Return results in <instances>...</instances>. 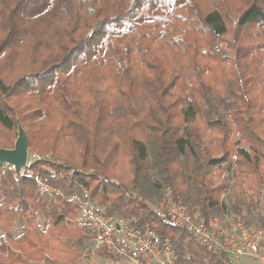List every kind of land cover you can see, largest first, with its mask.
I'll return each mask as SVG.
<instances>
[{
    "label": "trees",
    "instance_id": "1",
    "mask_svg": "<svg viewBox=\"0 0 264 264\" xmlns=\"http://www.w3.org/2000/svg\"><path fill=\"white\" fill-rule=\"evenodd\" d=\"M17 122L36 160L31 177L0 173V264L92 256L72 194L168 240L176 264H228L148 203L168 188L202 218L264 226V0H0L11 142Z\"/></svg>",
    "mask_w": 264,
    "mask_h": 264
},
{
    "label": "built area",
    "instance_id": "2",
    "mask_svg": "<svg viewBox=\"0 0 264 264\" xmlns=\"http://www.w3.org/2000/svg\"><path fill=\"white\" fill-rule=\"evenodd\" d=\"M70 201L78 206L81 222L88 231L91 255L102 250L121 264H176L168 240L159 241L151 231L133 229L122 219L96 213L86 199L76 194L70 196ZM148 207L165 223L183 229L207 249L231 260L250 257L264 264L259 255L264 227L246 225L234 214L202 218L196 207L185 205L168 188Z\"/></svg>",
    "mask_w": 264,
    "mask_h": 264
},
{
    "label": "rangeland",
    "instance_id": "3",
    "mask_svg": "<svg viewBox=\"0 0 264 264\" xmlns=\"http://www.w3.org/2000/svg\"><path fill=\"white\" fill-rule=\"evenodd\" d=\"M233 1L236 2L238 0H233ZM232 21H234V20H232ZM232 27L233 26H232L231 22H229V24H228L229 33L227 35L223 36L224 40H229L231 38ZM10 138H11V132L3 131V130L0 129V141L1 140H9L10 141V145L9 146L11 147V146H13V143H14L15 140L11 142ZM35 160H36V157L29 152L28 162H27V166L25 168H27L28 165L33 163ZM11 171H12V169L10 167H7V166L0 167V173H2V174L6 173V172H11ZM19 173H20V175L16 174L14 176L15 180L20 179V177H22V176H30V177L33 176V173L31 171H28V170L26 171L24 169H21L19 171ZM36 186L39 187L41 192L49 191V192H54V193L56 192L57 193V191H54L53 189L48 188L47 186L41 184L39 181L36 182ZM86 194H87V192H86ZM255 201H256L255 203L257 205L256 215H259V217L264 218V187H262L260 189V195H259L258 198L255 199ZM223 214H224V211H222V212H220V213H218V214H216L214 216H218L219 215V217H222ZM244 214H246V213L244 212ZM212 216H210V217H212ZM235 216L240 218L237 215H235ZM77 223H81L79 212H78L77 217L73 220V225H76ZM22 224H23V222L20 221V220H16L14 222L12 230H11V233H12L13 236H16V235L19 234ZM164 224H166L168 226H171V225H169V224H167L165 222H164ZM1 226H3V225L2 224L0 225V235H2V232L4 230V228L2 229ZM262 227H264V226H262ZM92 256H97V255H92ZM247 258H249V259H247L248 262L253 261V258H250V257H247ZM229 260L233 261L231 259H229ZM89 261H90V258H87L85 260L83 259V260L79 261L77 264H89ZM115 262H117V261L116 260H114V261L112 260V262L110 264H116ZM101 264H107V263L106 262H101Z\"/></svg>",
    "mask_w": 264,
    "mask_h": 264
},
{
    "label": "water",
    "instance_id": "4",
    "mask_svg": "<svg viewBox=\"0 0 264 264\" xmlns=\"http://www.w3.org/2000/svg\"><path fill=\"white\" fill-rule=\"evenodd\" d=\"M29 157L28 139L19 122H17V134L12 148L0 149V166L12 168L18 173L27 166Z\"/></svg>",
    "mask_w": 264,
    "mask_h": 264
},
{
    "label": "crops",
    "instance_id": "5",
    "mask_svg": "<svg viewBox=\"0 0 264 264\" xmlns=\"http://www.w3.org/2000/svg\"><path fill=\"white\" fill-rule=\"evenodd\" d=\"M259 255L262 258H264V239L260 244ZM89 258H90L89 264H101V262H106L107 264H110L112 262L111 259L100 258L98 256H92V257L90 256ZM247 259H249V258L243 257V258H239V259L233 260V261L229 260L228 264H261L256 259H253V261H250V262H248ZM115 263L121 264V263H117V262H115Z\"/></svg>",
    "mask_w": 264,
    "mask_h": 264
}]
</instances>
